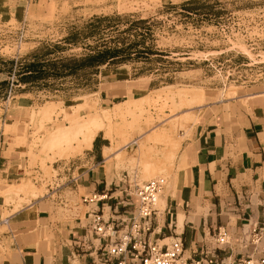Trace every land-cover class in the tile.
<instances>
[{"label": "rangeland", "instance_id": "1", "mask_svg": "<svg viewBox=\"0 0 264 264\" xmlns=\"http://www.w3.org/2000/svg\"><path fill=\"white\" fill-rule=\"evenodd\" d=\"M59 1L65 3L67 0L52 2ZM76 2L81 5L68 9L56 8V4L51 3L48 10H31L29 14L15 11L14 15L0 18V155L7 152L8 172L18 173L15 178H8L7 173L0 171L5 187L2 191H8L9 186L18 188L25 181L37 192L35 196L30 193L21 195L22 199L8 198V201L0 191L3 194H0L2 219L9 221L8 224L3 222L0 230V264H21L25 254L20 250L31 240L41 244L38 252H44L48 263L52 264L55 256L64 258L72 254L65 245L59 244V237L50 225L72 223L80 218L86 230L88 220L85 216L89 209L82 198L90 193L82 185V175L90 166L84 161L89 149L45 147V142L55 128L69 125L74 118H87L91 113L110 108L98 95H93L100 83L129 81L120 85L128 90L129 100L146 95L151 99V104L144 105L146 117L138 123L128 117V132L116 135L115 141H108L110 148L122 147L117 150L123 151L121 156L112 150L114 154L109 161L104 157L95 160V163H102L100 170H105L114 179V188L108 192L115 194L111 203H117V197L126 198L128 176L137 174L139 183L163 177L168 180V185L159 202L162 211L167 206L165 195L172 187L174 192L178 190L173 177L180 151L174 162L170 161V153L174 152L170 143L164 139L155 141V136L161 138L167 132L170 137L174 134L173 139L183 142L184 134L189 136L193 127L211 117L228 119L229 116L236 117L241 110L250 112L252 95L264 93V0H196L189 6H162L161 0ZM106 50L110 52L109 57L118 58L98 68L82 66L80 60ZM49 61L58 62L57 68H47L49 76L29 84L21 82L20 74L26 64ZM4 82L6 84L2 85ZM150 84L151 89L147 90ZM180 89L202 90L207 99L206 105L194 111L199 116L198 122L192 121L184 127L177 124L176 105L174 107V103L166 98L169 90ZM134 90L139 92L135 91L138 93L134 95L131 93ZM159 94L163 96L160 100ZM50 104L56 112H52L49 120L41 115V111ZM80 104L87 106L76 108ZM114 122L124 126L120 118ZM141 133L150 144L149 151L145 148L141 151L142 159L138 155L140 151L137 153L138 146L132 142ZM100 134L104 136V133ZM132 157H136L135 162ZM119 158L125 159L123 164L117 162ZM62 163L68 164L66 170ZM73 177L79 178L78 183L68 184ZM55 182L65 185L53 200L49 198V185L53 187ZM37 204H42L41 210L49 211L45 215L49 218L44 221L46 235L43 240L39 239L42 222L33 221L31 215L38 209L27 211ZM22 212H26L24 218L29 217L28 213L31 218L17 224L20 219L16 217ZM226 215L227 211L224 216L228 217ZM232 222L235 224L234 219ZM87 231L88 244L75 247L76 258L70 264H82L83 261L93 264V257H99L95 248H91L92 243L99 246V241Z\"/></svg>", "mask_w": 264, "mask_h": 264}, {"label": "crops", "instance_id": "2", "mask_svg": "<svg viewBox=\"0 0 264 264\" xmlns=\"http://www.w3.org/2000/svg\"><path fill=\"white\" fill-rule=\"evenodd\" d=\"M38 1L0 0V18L4 15H14L15 11L29 14L31 10H48L51 3L56 4V8L63 6L68 9L81 5L76 2L78 0H67L65 3L61 1L55 3L52 2L53 0ZM193 1L196 0H161V4L162 6L182 4L189 6V3ZM126 82L129 81L111 80L100 83L98 91L94 94L98 95L105 105L114 106L129 100L128 90L120 86ZM150 89L151 84L147 87V90ZM135 91L139 92L134 90L131 93L134 95L138 93ZM252 96L250 112L241 110L236 117L229 116L228 119L224 116L211 117L206 122L193 127L189 136L184 134L185 139L181 145L176 173L173 177V180L177 181L178 190L174 192V188H171L169 194L165 195L166 215L159 220L156 238H165L169 241L176 236H181L185 242L186 256H190L193 252L201 253L219 228L228 232L231 236L230 242L235 249L238 245V236L251 227L248 222L264 227V93H256ZM62 102L65 101L62 100ZM107 144L108 140L99 134L92 149L88 150L84 158L90 166L82 175V185L90 195L106 194L114 188V179H111L105 170H100L103 167L102 163H95L97 158L101 160L104 157L103 149L108 146ZM6 153L3 151L0 155V171L7 173L8 178H15L17 172H8ZM62 164L66 170L68 164ZM76 181L77 184L79 178ZM107 195L109 201L104 202V212L110 219H119L125 211L127 212L122 207L121 200L124 198L117 197L115 199L120 202L112 204L115 194ZM41 205L37 204L27 211L38 209L36 212H31V215L33 221L42 222L39 239L43 240L46 235L44 221L49 218L45 215L49 211L41 210L39 208ZM86 206L89 210L91 209L89 205ZM1 207L0 230L4 222ZM89 210L86 212V219ZM225 211L228 217L224 216ZM25 213L22 212L16 217L20 219L16 222L17 224L30 220L27 219L30 213L27 212L29 217L24 218ZM168 213L173 215L172 220ZM181 214L183 228L180 231L177 219ZM233 219L235 224L232 222ZM50 227L58 235L59 244L65 245L72 254L64 258L55 256L52 264H70L71 260L76 258L73 250L78 244H82L85 237L84 221L78 218L72 223H59ZM16 246V250L19 251V245L16 244ZM20 253L25 254L21 257V264H49L46 254L38 252L36 240L24 244ZM216 255L220 256L223 253L216 251ZM81 263L86 264L84 261Z\"/></svg>", "mask_w": 264, "mask_h": 264}, {"label": "built area", "instance_id": "3", "mask_svg": "<svg viewBox=\"0 0 264 264\" xmlns=\"http://www.w3.org/2000/svg\"><path fill=\"white\" fill-rule=\"evenodd\" d=\"M128 177V193L121 200L127 212L119 219H106L104 202L109 201L107 194L102 196L95 193L83 197V202L91 207L87 213L86 230L99 241V246L91 245L99 256L94 259L93 254L90 255L93 264H264V227L259 224L248 222L251 227L238 236L235 249L228 232L219 228L201 253L193 252L190 256H186L185 242L181 236L172 238L168 243L165 238H156L159 220L166 215V208L162 211L159 202L165 194L168 180L159 177L139 183L137 174ZM76 180L73 177L68 184H76ZM57 183L53 187L49 185L50 199L56 200L55 196L65 185ZM168 215L172 220L173 215ZM4 222L9 223L8 220ZM87 244L84 237L82 244L76 247ZM216 251H221L223 255L217 256Z\"/></svg>", "mask_w": 264, "mask_h": 264}, {"label": "bare ground", "instance_id": "4", "mask_svg": "<svg viewBox=\"0 0 264 264\" xmlns=\"http://www.w3.org/2000/svg\"><path fill=\"white\" fill-rule=\"evenodd\" d=\"M170 90H171V88H170ZM170 90H169V93H167L166 98L169 99L170 101H172L174 103V107L176 105V108L178 110L177 113H176L177 114L176 116H179V119H177V124L179 126H181V127H184V126H186L188 123H190L192 121L194 123L198 122L199 116L194 111L197 108H201L202 106L206 105L205 103H206L207 99H206V95L204 94V92L202 90L201 91H199V90L198 91H195V90L192 91V90H188V89H180V90H178L176 92H172ZM93 95H95V94H93ZM158 96H159L158 97L159 100L163 98V96L161 94H159ZM98 98H99V96H98ZM99 103H100V101H99ZM133 104H135V106ZM146 104H151V99H150V96H148V95L143 96L140 99L123 101L121 103L116 104L114 107L104 108V109L101 110V112L91 113L87 118H84V117H76V118H74L69 123V125H67L65 127L55 128L54 131H52L51 133H49V137H48V139L45 142V147H60L61 148V147L67 146V147H73V148H75L77 150H80V151H83L84 149H89L90 150V149H92L93 143H94V141L96 140L97 136L100 133H104V137L108 141H115L114 139L116 138L115 137L116 135L121 134V133H123V132L126 131V129H127L126 122H127V118L128 117L133 118V123H138V122H140L142 120V118L147 114V112H146V110L144 108V105H146ZM153 104H154V102H153ZM85 106H87V105L80 104L76 108H78V109H84ZM113 110H114V113H113ZM204 110H205V108L203 107V110L202 111L204 112ZM53 111H54V105L50 104L48 107H46L45 109H43L41 111V115L43 117H45L46 119H49L50 120ZM96 111H98V110H96ZM55 112L56 111H54V113ZM116 118H120L122 120L124 126L121 127L119 125H116L115 122H114ZM117 123H119V122H117ZM153 123H151V124H153ZM48 124H49V122H48ZM141 124L143 125V122ZM168 129H169V127H168ZM140 131H143V129H141ZM126 132H128V130ZM129 135L130 134L128 133L127 139L130 138ZM161 135L162 134H160V136ZM170 136H169V133L165 132L164 133V136H162L161 138L157 135V136H155L154 139H155V141L156 140L161 141V139L162 140L164 139L165 141H168L170 143V146L174 150V152L171 151V153H170V161L172 160V162H174V159L176 158L178 152L181 149L182 141L181 140H177V139H173L174 134H173L172 137H170ZM143 137H144V133H141L138 137H136V138H134L132 140V142L136 146H138L137 147V153H139L138 151H140V153L138 155H140V154L142 155V152L141 151H143V148H145V149H147V151H149V147H148L150 145L149 144V141L147 142L146 139H143ZM116 144H117V142H116ZM129 144L130 143L128 142V145ZM129 147H131V146H129ZM121 148L122 147H118L115 150L112 147L110 148V147L106 146L103 149V156H104V158L109 161V159L112 158L111 157V154L113 153L112 150H115L117 152V150H122ZM124 149H126V148H124ZM67 152H69V151H67ZM119 152H117L118 153L117 156H119L123 151L121 153H119ZM144 152H145V150H144ZM144 152H143V155L144 154L146 155V153H144ZM141 155H140V159H142L141 158ZM183 155H184L183 156V158H184L185 157V154H183ZM123 156H125V155L123 154ZM165 159H167V157H165ZM131 160H132V162H135L136 161V157H132ZM124 161H125L124 158H119V161L117 160V162H119L120 164H123ZM2 182L3 181H1V179H0V191H2V190L5 189L4 184H2ZM16 187H18V185ZM8 188H9V190L8 191L6 190L5 193L2 191L4 193V195L7 197V200H8V198L11 199V200L22 199L20 197L21 195H27L28 196V194H30V193H32L34 196H35V193L37 194V192L35 190V187L33 188L30 184L25 183V181H23V184L19 185L18 188H15L14 186H11V187L9 186ZM10 188H12V189H10ZM172 189H173V187H172ZM1 196H3V194H1ZM13 202H15V201H13ZM19 203L20 202H18V205H19ZM177 220H178V225H180V231H181V229L183 228L182 227V223H183V216H182V214L181 215H178V219ZM38 248H41V244L39 242H38Z\"/></svg>", "mask_w": 264, "mask_h": 264}, {"label": "trees", "instance_id": "5", "mask_svg": "<svg viewBox=\"0 0 264 264\" xmlns=\"http://www.w3.org/2000/svg\"><path fill=\"white\" fill-rule=\"evenodd\" d=\"M109 50H106L104 52L98 53L94 56H87L86 58L80 60V62L82 63V66L87 67V66H93V67H100V66H104L107 64H110L112 61H115L116 58H118V56H112L109 57ZM75 63L76 60H72ZM64 62H62L61 64H63ZM65 64V63H64ZM60 65V64H59ZM56 66H58V62H45V63H41V62H32L29 64H26L24 66V68L22 69V73L20 74V79L21 82L25 83V84H29V83H33L35 80L40 79L44 76H49L50 72H48L47 68H57ZM62 68L66 69L68 68V66H61ZM74 69H72V72L74 73ZM6 82L2 83V85H5Z\"/></svg>", "mask_w": 264, "mask_h": 264}]
</instances>
